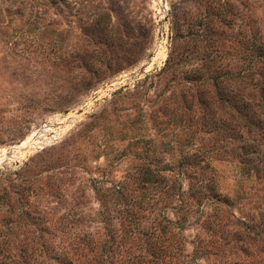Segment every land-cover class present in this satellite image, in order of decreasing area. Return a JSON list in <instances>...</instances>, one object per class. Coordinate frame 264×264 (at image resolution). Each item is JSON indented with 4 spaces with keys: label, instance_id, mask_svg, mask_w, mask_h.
<instances>
[{
    "label": "rangeland",
    "instance_id": "1",
    "mask_svg": "<svg viewBox=\"0 0 264 264\" xmlns=\"http://www.w3.org/2000/svg\"><path fill=\"white\" fill-rule=\"evenodd\" d=\"M0 264H264V0H0Z\"/></svg>",
    "mask_w": 264,
    "mask_h": 264
},
{
    "label": "bare ground",
    "instance_id": "2",
    "mask_svg": "<svg viewBox=\"0 0 264 264\" xmlns=\"http://www.w3.org/2000/svg\"><path fill=\"white\" fill-rule=\"evenodd\" d=\"M42 138H43V135H40L39 133L34 132L25 141H23L19 147H20V149H28V147H29V150L34 149V148H38V147H40L41 144L49 141V138H44V139H42ZM30 141L32 142V144L30 146H28V143Z\"/></svg>",
    "mask_w": 264,
    "mask_h": 264
}]
</instances>
